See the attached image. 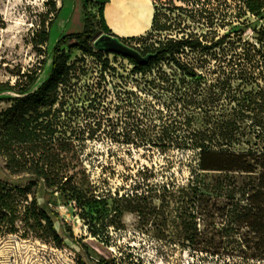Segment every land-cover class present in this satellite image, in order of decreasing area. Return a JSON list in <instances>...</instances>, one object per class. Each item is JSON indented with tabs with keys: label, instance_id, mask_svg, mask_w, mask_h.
Wrapping results in <instances>:
<instances>
[{
	"label": "rangeland",
	"instance_id": "1",
	"mask_svg": "<svg viewBox=\"0 0 264 264\" xmlns=\"http://www.w3.org/2000/svg\"><path fill=\"white\" fill-rule=\"evenodd\" d=\"M48 1L0 0V83L22 85L0 93V179L29 177L32 165L53 171V177H68L65 193L41 188L38 199L58 215L60 233L76 239L96 261L264 264L259 232L264 219L253 198V189L264 190V159L254 165L261 160L255 156L264 155L259 123L264 113L248 101L258 86L244 82L220 56L190 50L182 59L196 68V78L169 61L136 73L125 57L98 51L95 42L104 35L99 32L90 45L102 60L78 49V42L63 45L70 69L66 81L48 105L24 114L31 118L21 126L26 129H17L22 120L18 91L27 86L26 75L38 73L33 93L50 76L57 42L83 31L84 6L98 14L103 2L58 0L61 13L40 53L33 40L48 16ZM158 9L169 17L159 18L163 24L180 15L169 4ZM185 25L142 36L149 44L180 38ZM254 38L252 32L244 36L253 43ZM212 132L213 151L248 156L252 172L233 165L236 159L230 156L205 155L210 165H200L197 143ZM32 202L30 195L22 208ZM241 219L248 228L239 229ZM15 229L0 236V264H81L72 242L57 246L51 236H25L22 220ZM213 245L219 250H211Z\"/></svg>",
	"mask_w": 264,
	"mask_h": 264
},
{
	"label": "trees",
	"instance_id": "2",
	"mask_svg": "<svg viewBox=\"0 0 264 264\" xmlns=\"http://www.w3.org/2000/svg\"><path fill=\"white\" fill-rule=\"evenodd\" d=\"M58 0H49V10L46 17L40 21V29L36 31L33 40L34 47L38 52L42 53V47L49 42L50 31L58 19L61 9H57ZM109 0H103L98 14L87 11L84 6V29L81 33L69 34L62 37L54 47L53 61L49 78L33 93H30V88L38 81V73L36 71L29 72L26 75L28 80L27 86L20 89L18 93L21 95L17 102L20 104L22 116L21 121L16 122L20 127L17 129H26V124L31 119H26L24 114L35 112L37 109L48 105L53 100L54 93L58 86L66 81L69 75V67L63 59L61 48L63 45L70 42H78L77 48L84 53L93 55L102 60V53L96 52L90 42L94 39L97 33L101 32L104 35L115 37L124 44L136 49L143 58L147 57V62L139 64L135 59L126 58L134 65V72L144 73L151 70L154 66L165 61L172 63L178 70L182 71L187 77L196 78V68L189 62L184 61L183 55L187 50L198 51L203 55L214 56L220 61H224L231 66L238 76L243 78L246 83H253L260 89L254 91L250 96L249 106L254 105V110L257 113H264V87L261 81L264 82V0H150L155 8V14L152 22L151 30L154 32H167L174 26L179 28L182 24H186L180 38L167 37L160 40L159 43H147L144 36L123 38L116 35L107 24L105 18V7ZM169 4L174 10L179 12L178 19L170 25L161 23L159 18L168 19V15L158 9V6ZM53 17H50V16ZM180 21V22H179ZM179 22V23H178ZM194 25L192 29L187 31V27ZM195 26L197 28H195ZM150 32V31H149ZM147 32V34L149 33ZM249 32L256 35L255 43L245 40ZM152 34H149V36ZM132 42L142 43L143 47L138 48L132 46ZM146 44V45H145ZM241 47V48H240ZM224 59V60H223ZM261 69L258 74L256 71ZM252 72L247 76L248 72ZM255 72V73H254ZM246 76V78H245ZM22 86L20 83L16 87ZM16 87L10 84L0 83V93L12 92ZM20 120V117L19 119ZM260 124L264 125V117L261 118ZM15 124V123H14ZM215 133L209 135L203 134L200 141L197 143L201 152L200 165H210L205 160L204 156H230L235 157L236 161L233 165H245L248 171L252 163L244 154L234 155L228 152H215L212 144ZM259 162L254 165H262L264 155L255 156ZM201 170L210 171L202 167ZM53 171L45 170L38 165H32L29 169V177L12 180L10 178L0 179V236L3 233H15L16 223L22 220L25 224L28 233L42 238L43 236H51L57 246H70L73 244V251L77 253L81 264H132L129 262H118L116 259L103 258L100 261L90 259L87 253L82 251L78 241L73 237H64L57 226L58 215L54 212H49L41 206L38 199V193L41 188L48 190H57L65 193L69 185V178L61 174L51 176ZM194 193L196 196H203L204 193L198 191L195 187ZM256 204L262 211V219H264V190L260 188L253 189ZM33 196V202L29 207L22 208V201H28L29 196ZM72 200L78 201L79 198L75 195L70 197ZM23 210V211H22ZM207 225V222H205ZM239 229L248 228L245 220L241 219L237 223ZM253 225V224H252ZM251 225V226H252ZM260 233L264 234V220H261ZM219 250L218 247L211 246V250Z\"/></svg>",
	"mask_w": 264,
	"mask_h": 264
},
{
	"label": "bare ground",
	"instance_id": "3",
	"mask_svg": "<svg viewBox=\"0 0 264 264\" xmlns=\"http://www.w3.org/2000/svg\"><path fill=\"white\" fill-rule=\"evenodd\" d=\"M148 1L112 0L106 15L113 31L119 35H137L147 29L151 22Z\"/></svg>",
	"mask_w": 264,
	"mask_h": 264
},
{
	"label": "water",
	"instance_id": "4",
	"mask_svg": "<svg viewBox=\"0 0 264 264\" xmlns=\"http://www.w3.org/2000/svg\"><path fill=\"white\" fill-rule=\"evenodd\" d=\"M95 47L98 51L115 53L126 58L135 59L139 64L147 62V57L143 58L136 49L109 35H102L99 37L95 42Z\"/></svg>",
	"mask_w": 264,
	"mask_h": 264
},
{
	"label": "crops",
	"instance_id": "5",
	"mask_svg": "<svg viewBox=\"0 0 264 264\" xmlns=\"http://www.w3.org/2000/svg\"><path fill=\"white\" fill-rule=\"evenodd\" d=\"M111 3H112V0H110V2H108V3L106 4V7H105V18H106V21H107V24H108V25H109V23H108L107 15H106V14H107V10H108L109 6L111 5ZM146 7H147V11L151 12V22H150L148 28L145 29L142 33H139V34H137V35H119V34L115 33L114 31H113V32H114L116 35L120 36V37H123V38H129V37H139V36L145 35V34H146L147 32H149V31H151L152 22H153V18H154V14H155V8H154L153 3H152L150 0L148 1V3H146ZM109 27H110V25H109ZM110 28H111V27H110ZM111 29H112V28H111ZM112 30H113V29H112Z\"/></svg>",
	"mask_w": 264,
	"mask_h": 264
}]
</instances>
